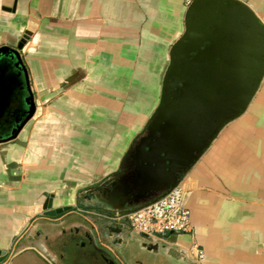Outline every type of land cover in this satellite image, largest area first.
Instances as JSON below:
<instances>
[{"label": "crops", "instance_id": "0c3cea01", "mask_svg": "<svg viewBox=\"0 0 264 264\" xmlns=\"http://www.w3.org/2000/svg\"><path fill=\"white\" fill-rule=\"evenodd\" d=\"M242 1L264 22V0ZM185 10L183 0H0V46L33 26L21 54L37 104L0 142V264H174L130 223L102 229L86 189L119 168L158 105ZM181 183L193 231L167 232L170 243L196 264H264V78ZM47 198L76 207L49 216Z\"/></svg>", "mask_w": 264, "mask_h": 264}, {"label": "water", "instance_id": "95a60500", "mask_svg": "<svg viewBox=\"0 0 264 264\" xmlns=\"http://www.w3.org/2000/svg\"><path fill=\"white\" fill-rule=\"evenodd\" d=\"M16 6L18 0H4ZM28 23L16 47L0 46V58L11 59L22 68L21 52L32 34ZM264 78V22L242 0H192L184 14V30L171 44L159 103L141 131L133 138L119 168L90 186L93 213L106 221H121L134 209L167 194L181 182L217 137L222 128L249 106ZM31 105L21 124L7 141L34 115L37 104L29 88ZM152 193L149 198H144ZM76 206L52 207L44 213L56 216ZM117 223V224H118ZM120 224L116 229H119ZM126 228V227H125ZM147 236L150 246L175 260L174 264H196L181 247L169 242L167 233ZM8 252L0 249V263Z\"/></svg>", "mask_w": 264, "mask_h": 264}, {"label": "built area", "instance_id": "2783aa9c", "mask_svg": "<svg viewBox=\"0 0 264 264\" xmlns=\"http://www.w3.org/2000/svg\"><path fill=\"white\" fill-rule=\"evenodd\" d=\"M186 1L190 4L192 0ZM187 191L180 182L159 199L132 210L126 215L131 226L150 236L169 231L192 232L190 210L185 203ZM195 249L198 251L197 256L201 257V250L197 246Z\"/></svg>", "mask_w": 264, "mask_h": 264}, {"label": "flooded vegetation", "instance_id": "af4514ba", "mask_svg": "<svg viewBox=\"0 0 264 264\" xmlns=\"http://www.w3.org/2000/svg\"><path fill=\"white\" fill-rule=\"evenodd\" d=\"M4 57V59L2 58ZM0 60V137L2 136H8L12 134L15 127L22 123L24 118L27 115V111L30 108L31 102L30 100L27 102L28 98V90L30 87V82L27 83L26 78H21L20 80L14 81L11 79L10 76H6L5 72L9 71L10 69L6 68L8 65L9 58H6L5 56H2ZM10 64V62H9ZM4 66V67H3ZM6 66V67H5ZM17 68V67H16ZM18 72H16L17 76H21L25 73L22 68H17ZM29 81V80H28ZM4 85V88H1ZM5 95V96H4ZM92 193V192H91ZM152 196V193L147 194L144 198H141L140 200H143L145 198H149ZM96 207H101L100 203L91 202ZM98 218V217H95ZM121 221H112L108 222L104 218L98 219V223L100 224L102 229H116L118 224L122 225H129L130 220L128 217H123L120 219ZM118 223V224H117ZM131 224V223H130ZM105 234V233H104ZM105 237L107 239H110L107 234H105Z\"/></svg>", "mask_w": 264, "mask_h": 264}, {"label": "rangeland", "instance_id": "374dc122", "mask_svg": "<svg viewBox=\"0 0 264 264\" xmlns=\"http://www.w3.org/2000/svg\"><path fill=\"white\" fill-rule=\"evenodd\" d=\"M183 3H184V5H185V7H187L188 6V3H187V1L186 0H183ZM5 74H6V76H10L11 77V79L12 80H14V77L12 76V74H11V72L10 71H6L5 72ZM5 96V95H4Z\"/></svg>", "mask_w": 264, "mask_h": 264}]
</instances>
